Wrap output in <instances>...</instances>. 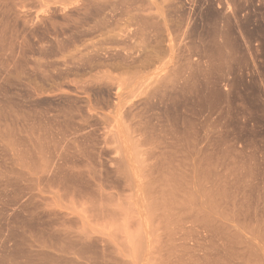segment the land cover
<instances>
[{"label":"rangeland","instance_id":"obj_1","mask_svg":"<svg viewBox=\"0 0 264 264\" xmlns=\"http://www.w3.org/2000/svg\"><path fill=\"white\" fill-rule=\"evenodd\" d=\"M0 264H264V0H0Z\"/></svg>","mask_w":264,"mask_h":264}]
</instances>
